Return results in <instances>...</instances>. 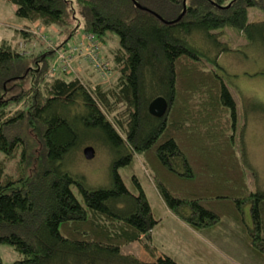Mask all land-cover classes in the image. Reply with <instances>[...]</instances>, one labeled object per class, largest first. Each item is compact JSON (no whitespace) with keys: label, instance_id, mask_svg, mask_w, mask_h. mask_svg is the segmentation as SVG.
Listing matches in <instances>:
<instances>
[{"label":"trees","instance_id":"obj_1","mask_svg":"<svg viewBox=\"0 0 264 264\" xmlns=\"http://www.w3.org/2000/svg\"><path fill=\"white\" fill-rule=\"evenodd\" d=\"M5 1L28 25L19 31L25 44L39 40L27 31L35 23L67 42L91 34L117 75L112 88H91L50 75L55 49L39 43L24 56L12 42L0 43V248L19 256L9 264H177L152 244L160 220L138 179L136 194L121 175L135 158L172 215L198 233L232 221L264 264V190H248L236 103L216 71L233 51L222 33L264 40V20L250 21L251 10L264 17V0ZM28 79V89L7 96ZM157 98L168 104L159 119L148 111ZM31 127L34 140L25 134ZM87 134L115 155L108 188L89 189L67 170ZM137 242L141 259L110 252Z\"/></svg>","mask_w":264,"mask_h":264},{"label":"rangeland","instance_id":"obj_2","mask_svg":"<svg viewBox=\"0 0 264 264\" xmlns=\"http://www.w3.org/2000/svg\"><path fill=\"white\" fill-rule=\"evenodd\" d=\"M74 6L77 16L80 15L79 7L76 4ZM15 11L16 8L9 2L0 0V43L2 41L12 42L15 48L24 51V56H29L32 51L30 48L39 47V43L44 47L42 49L48 50V52L67 46H60L67 40L66 34L61 35L56 29L47 32L41 23L32 24L31 28L27 29L31 35L37 40L39 39L36 42L37 44L32 42L31 44H25L19 35V31H22L24 26L27 27L28 25L16 17ZM263 20L262 13L257 10L250 11L251 22L260 23ZM222 34L221 39L228 43L233 51L223 54L218 59L222 70L217 69L216 71L222 74L225 84L236 103V150L239 157L241 156L246 164L245 177L248 190L257 191V188L264 190V40L257 39L252 43L237 37L232 32ZM42 35L47 36V38L45 37L47 41ZM117 40L116 38L115 43ZM199 41H201V48H206L205 45L202 46V40L199 39L197 42L199 43ZM102 51L101 48V55ZM84 63L83 60L77 62L74 67ZM85 64L89 66H87L89 73L85 74L88 75L91 88L101 87L106 90L115 85L116 74L111 73L110 76L103 79L89 63L86 62ZM206 66L213 69L209 65ZM68 79L71 80L72 78L69 77ZM84 83L86 82L84 81ZM30 86V79L28 81H17L10 86L12 89L7 96L9 98L13 95L17 96ZM18 108L14 111H17ZM33 129V127L28 128L25 133L32 140L35 138ZM88 138H90V141H84L82 147L69 158L67 170L77 179L82 180L84 186L89 189L108 188L111 186V167L116 159L115 155L97 136L94 137L90 134ZM88 147L95 150V158L92 161H87L83 155L84 149ZM35 149L37 148L34 145L33 155ZM37 151L38 149L36 150V157L38 155ZM2 162L3 155L0 153V165ZM120 170L127 188L136 194H138V190L132 181V177L138 179L155 217L160 220L159 225L152 233V244L158 249L159 253L167 255L177 264H259L250 253L238 227L232 221H224L223 225L218 227L217 230L198 233L172 215L155 189L152 178L141 159L135 158L129 168H121ZM73 191L77 198L81 200L82 197L78 189L74 187ZM110 252L136 259H141L143 255L142 246L138 242L124 245L119 250ZM0 256L5 264L13 263L19 258L8 246L0 248Z\"/></svg>","mask_w":264,"mask_h":264},{"label":"built area","instance_id":"obj_3","mask_svg":"<svg viewBox=\"0 0 264 264\" xmlns=\"http://www.w3.org/2000/svg\"><path fill=\"white\" fill-rule=\"evenodd\" d=\"M56 58L51 66L50 75L57 72L68 75L74 72V65L77 62L89 63L98 75L107 78L111 72L108 65L102 58L101 45L97 38L91 34H85L81 39L72 45L55 50Z\"/></svg>","mask_w":264,"mask_h":264},{"label":"water","instance_id":"obj_4","mask_svg":"<svg viewBox=\"0 0 264 264\" xmlns=\"http://www.w3.org/2000/svg\"><path fill=\"white\" fill-rule=\"evenodd\" d=\"M184 7H185V3H184ZM139 8L146 11V9H143L141 7ZM167 109H168V104L166 100L164 98H157L149 105L148 111L152 117L159 119L164 117V115L167 112ZM83 155L87 161H92L95 158V150L92 147L85 148L83 151Z\"/></svg>","mask_w":264,"mask_h":264},{"label":"crops","instance_id":"obj_5","mask_svg":"<svg viewBox=\"0 0 264 264\" xmlns=\"http://www.w3.org/2000/svg\"><path fill=\"white\" fill-rule=\"evenodd\" d=\"M42 26V25H41ZM47 32L48 31H50V29H46V28H44ZM46 32V33H47ZM85 34H87V33H84V32H81V33H78L71 41H69V42H71V43H69V42H67V40L64 42V43H62V45H72V44H74L75 42H77L79 39H81ZM43 36V35H42ZM44 37V39H45V37L47 38V36L45 35V36H43ZM46 41H47V39H45ZM62 45H60V46H62ZM36 48V47H35ZM38 48V47H37ZM102 56L104 57V53H103V51H102ZM86 63V62H85ZM79 64V66H77V67H74L75 68V73L74 74H69V75H67V77L69 78V77H71V78H78V79H80L83 83H84V81L88 84H90V80H89V78H88V73H89V71H88V69H87V66L88 65H86V64ZM89 67V66H88ZM88 72V73H87ZM85 73H87V74H85ZM85 83V84H86Z\"/></svg>","mask_w":264,"mask_h":264}]
</instances>
